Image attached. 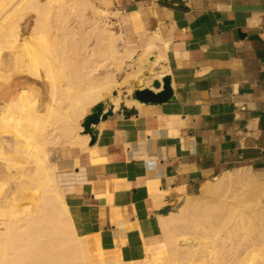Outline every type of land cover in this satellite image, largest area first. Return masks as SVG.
I'll use <instances>...</instances> for the list:
<instances>
[{"label":"crops","instance_id":"1","mask_svg":"<svg viewBox=\"0 0 264 264\" xmlns=\"http://www.w3.org/2000/svg\"><path fill=\"white\" fill-rule=\"evenodd\" d=\"M111 3L136 49L123 46L138 54L129 58L131 75L120 73L128 83L113 89L128 111L113 110L95 125L93 143L88 135L85 149L64 146L50 161L73 209L87 217L91 241L96 245L101 232L107 254L138 258L161 237L158 216L210 178L232 167L264 175V0ZM121 40L127 43L122 31ZM165 75L170 101L134 98L136 88H151L150 80ZM15 82L9 98L23 87L44 111L45 81L24 75ZM14 139L9 135L10 146Z\"/></svg>","mask_w":264,"mask_h":264},{"label":"bare ground","instance_id":"2","mask_svg":"<svg viewBox=\"0 0 264 264\" xmlns=\"http://www.w3.org/2000/svg\"><path fill=\"white\" fill-rule=\"evenodd\" d=\"M92 1L52 6L50 0H0V264H97V258L110 264H141L144 258V264L153 259L157 261L152 264H190L194 256L185 252L187 247H183L189 242L181 240L178 226L202 217L189 199L158 216L161 237L152 247L145 245L142 257L105 254L101 252V232L95 233L99 240L93 246L85 228L87 217L73 209L60 185L57 163L50 161L56 149L87 147L89 136L80 133V123L90 108L101 100L105 108L113 104L115 110L120 105L119 92L111 101L103 99L116 84L111 61L135 56L124 46L117 49L121 31L113 32L101 21L99 16L108 7ZM83 6L94 12L89 21L81 16ZM24 75L45 81L49 99L44 111L36 109L37 97L23 87L9 98L15 78L20 81ZM130 75L128 72L126 77ZM55 123L60 139L58 134L53 139L46 136ZM9 135L15 137L12 146ZM224 177L212 190L225 199L242 194L231 187L240 185L245 175ZM219 206L215 218L209 212L203 217L218 218L221 232L214 244L216 252H205L204 262L264 264V206L260 212L227 200ZM88 221L95 225L91 211ZM198 228L193 226L195 231Z\"/></svg>","mask_w":264,"mask_h":264},{"label":"rangeland","instance_id":"3","mask_svg":"<svg viewBox=\"0 0 264 264\" xmlns=\"http://www.w3.org/2000/svg\"><path fill=\"white\" fill-rule=\"evenodd\" d=\"M43 1H46V0H43ZM50 1H51L52 6H57L61 3H64L63 5L68 6L71 3L73 4L74 2H76V0H50ZM92 2L95 5H99V6L105 4L103 0H93ZM105 6L108 7L107 8L108 12L106 11L105 13L101 14L102 16L104 15L103 19H102V16H99L101 21L105 20L103 22L107 23V26L109 25V27L113 30V32H116V31L118 32L119 30L122 31L123 37L127 41V43H125L123 40H118L116 42L117 49L120 51L124 44H127V47L129 49H134V48L136 49V46L135 45L132 46L130 41L126 38V33L124 30L125 20L122 17V13L120 12V10H117L112 5L111 0H108V4H105ZM92 11L93 10H91V12ZM82 12L85 14H82ZM80 13H81V16L84 15L83 16L84 20L89 21L94 12L90 13L89 6H83L81 8ZM137 55L138 54L136 52L134 57L136 58ZM133 61L134 60H132V62ZM111 64H112V70H113V78L116 80V84L112 88V90L105 95V97L103 98L104 100L106 99L110 100V98L113 97L112 96L113 89H120L121 84L128 83L126 82V80L120 81L119 77H120V73L123 75H126V72L131 70V67L128 66L129 60H127V58H123L121 61H115V60L111 61ZM102 69L100 68L98 70V73H101ZM133 76L135 75L132 74L131 77ZM117 92L121 93L120 90H118ZM55 126H56V123L49 126V129L47 130L48 133L46 136L48 137L50 136L51 139H53L52 137L58 134L57 136L60 139L61 134L59 133L61 131L60 129L55 128ZM58 138L56 137V139ZM46 147L49 149L51 145L46 144ZM53 152L54 153H52L51 155L52 160H54V154L56 151H53ZM231 173H238V174L245 175V180L242 183H240V185L237 184L239 186L236 185V187H233V186L231 187V188H237V190H239L238 192L242 191L241 192L242 194H239L234 197H228L225 199L224 195L222 194L220 195L219 192H215L214 190H212V187L216 183H218L220 180H223V178H225L224 176H227L228 174H231ZM186 199H189L191 203H194L198 214L202 218L194 219L192 222L184 221V222L179 223L178 231L181 232V235H180L181 240H183L182 238H184V240H187V242H189V245H186V246L182 244L184 245L183 248L187 247L185 252L193 253V256H194L193 262H191L190 264H208L204 262L205 254H206L205 252H216V247H214V244L217 241L218 237L220 236L221 232H220V227L217 224L218 218L213 219L212 217L206 220L204 219L206 217L205 215H207L209 212V213H212L215 218V216L221 211L219 202L221 203L222 200L223 201L227 200L229 203L233 205H245V208L249 210L260 212L264 206V175H258L256 171H253L245 167H232L227 170H224L223 172L218 173L216 175V178H210L207 182L203 183L194 194L187 196ZM0 212H1V209H0ZM0 218H1V213H0ZM194 225L199 226L197 231L193 229ZM91 243L93 246L95 245L93 241H91ZM101 252H104L105 254L108 253V252H105L104 250ZM154 261H157V260L153 259V261H150V263L152 264V262ZM94 262L97 264L98 263L99 264H110V262L104 258L94 259ZM144 262H146L145 258L143 261H140L141 264H144ZM180 264H189V262L180 263Z\"/></svg>","mask_w":264,"mask_h":264},{"label":"water","instance_id":"4","mask_svg":"<svg viewBox=\"0 0 264 264\" xmlns=\"http://www.w3.org/2000/svg\"><path fill=\"white\" fill-rule=\"evenodd\" d=\"M160 81L162 82L161 90L158 92H154L151 88L160 87ZM151 88H136L133 91V96L140 102H152V103H162L170 101L173 97L172 89L170 87V76L165 75L161 78V80H152ZM113 95H116V92H113ZM106 101H109L108 99ZM121 110L127 112L128 109L124 105L119 106ZM113 112V104H110L107 108H105V101L96 102L91 108L90 112L86 114L82 121V133H87L90 136V143H93L97 130L95 125L99 123L100 120L105 119L107 116L111 115ZM215 177V176H214Z\"/></svg>","mask_w":264,"mask_h":264}]
</instances>
